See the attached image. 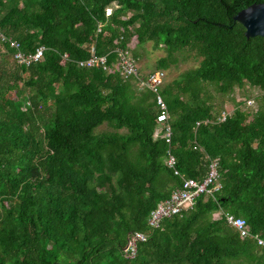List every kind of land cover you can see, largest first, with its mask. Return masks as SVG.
Here are the masks:
<instances>
[{"label": "trees", "instance_id": "trees-1", "mask_svg": "<svg viewBox=\"0 0 264 264\" xmlns=\"http://www.w3.org/2000/svg\"><path fill=\"white\" fill-rule=\"evenodd\" d=\"M260 1L0 0V31L45 47L23 65L0 42V264H264V37L232 18ZM147 41L165 51L154 68L181 49L200 57L160 88L168 139L154 135L153 93L117 68L116 47L137 63ZM89 45L105 69L78 66ZM208 84L235 90L221 121ZM211 157L219 187L150 226L149 210L182 178L201 180ZM130 231L146 235L132 258Z\"/></svg>", "mask_w": 264, "mask_h": 264}, {"label": "built area", "instance_id": "built-area-1", "mask_svg": "<svg viewBox=\"0 0 264 264\" xmlns=\"http://www.w3.org/2000/svg\"><path fill=\"white\" fill-rule=\"evenodd\" d=\"M110 8L106 9L108 13ZM98 29V26H97ZM0 42L6 43L11 49V57L14 62L18 64L28 65L33 62H37L42 59L44 45L37 44L32 50H22L19 42L9 35H5L0 31ZM117 55V68L119 75L122 78H129L138 89H147L154 95V102L157 107L156 128L154 135H159L168 139L170 135V127L166 123L167 111L164 100L160 94V88L165 81V74L162 68H152L145 72H141L138 65L131 59L129 53L125 49L115 48ZM63 57H66L65 52L62 53ZM78 66L91 67L100 66L106 68L105 54L97 55L94 53L93 46L89 45V55L83 59L76 61ZM242 100L244 98H241ZM244 104L251 105L252 99H244ZM230 108H225L219 112L216 117V121H221L229 114ZM208 121L204 119L203 122ZM198 124V121H195ZM164 164L171 168L174 173H178L174 167L175 158L173 154L166 150L164 157ZM219 187L217 182V159L211 157L208 160L207 171L201 180H195L193 178H182L178 187H174L170 190L169 195L160 200L154 208L149 210L147 215V222L150 226H157L160 218L169 216L171 214L178 213L181 209L190 205L193 198L200 193H211L212 190ZM224 218L228 224L233 226L240 235H249L247 226L242 217L233 215L232 213L225 212ZM145 234L140 231H130L126 234L125 244L123 246L124 256L132 258L136 254L137 243L145 239ZM257 242L263 243L261 238L256 237Z\"/></svg>", "mask_w": 264, "mask_h": 264}, {"label": "rangeland", "instance_id": "rangeland-1", "mask_svg": "<svg viewBox=\"0 0 264 264\" xmlns=\"http://www.w3.org/2000/svg\"><path fill=\"white\" fill-rule=\"evenodd\" d=\"M136 50L139 53V58L136 64L138 65L141 72H145L149 69L154 68L156 59L159 56L165 55V51L162 47L153 48L149 41L142 43L136 48ZM199 58L200 57L196 55L193 50L190 49H181L179 51L173 52V54L169 58L170 61L168 66L166 68H163L165 74L164 83L172 78L178 77L182 71L196 66ZM206 89L207 93L210 94V96L213 95L214 99H217V101H221L224 107L229 109L233 106L234 101L230 99V96H234L236 94L235 90H232L227 95H221L214 88L213 84H208L206 86ZM249 92V90H246V93ZM237 93L238 95H240V91L237 90ZM107 129H109V127L105 123H102L97 126L94 130L101 131ZM216 215V212L212 214V216Z\"/></svg>", "mask_w": 264, "mask_h": 264}, {"label": "water", "instance_id": "water-1", "mask_svg": "<svg viewBox=\"0 0 264 264\" xmlns=\"http://www.w3.org/2000/svg\"><path fill=\"white\" fill-rule=\"evenodd\" d=\"M232 18L243 26L245 37L254 35L264 37V0L242 7Z\"/></svg>", "mask_w": 264, "mask_h": 264}]
</instances>
